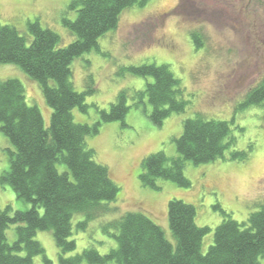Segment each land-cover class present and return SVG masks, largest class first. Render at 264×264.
I'll use <instances>...</instances> for the list:
<instances>
[{"label":"rangeland","instance_id":"obj_1","mask_svg":"<svg viewBox=\"0 0 264 264\" xmlns=\"http://www.w3.org/2000/svg\"><path fill=\"white\" fill-rule=\"evenodd\" d=\"M75 1L80 0H0V23L13 26L30 43L28 24L38 20L44 29L59 35V48H65L77 39L63 23L64 18H77L78 8H71ZM192 34L201 36L202 48L196 49ZM144 64L170 67L180 82L187 108L157 126L146 102V114L131 107L123 122L102 124L97 135L87 138L96 161L109 169L120 188L117 202L109 205L119 213L101 214L84 230L77 226L85 221V215L75 216L71 240L77 243V253L93 247L105 255L116 249V241L104 234L103 226L127 212L145 214L174 243L168 205L176 199L194 206L197 226L211 230L203 240L202 253L206 254L214 243L216 228L224 221L216 207L243 223L264 203V101L246 105L250 94L264 83V0H150L144 7L126 9L117 28L99 39L98 50L71 64L75 90H93L86 98V112L73 111L74 122L93 127L121 92L129 94L132 106L134 93L144 90L153 79L124 75L123 69ZM9 79L23 84L28 106L40 110L48 127L53 111L41 85L18 66L0 65V83ZM198 116L227 122L236 140L232 150L251 149L248 160L230 161V150L224 161L201 165L187 161L184 174L190 187L165 180L157 182L160 190L143 187L139 175L144 159L159 152L178 158L174 140L182 135L184 121ZM10 152L14 149L0 131V208H11L13 215L30 210L31 205L18 199L12 187L1 180L10 169ZM58 170L62 173L65 167L58 166ZM7 240L10 245L17 241L16 227L7 231ZM35 240L53 264H60L51 231L37 232ZM260 262L264 264V259ZM35 264H43L42 258L37 257Z\"/></svg>","mask_w":264,"mask_h":264},{"label":"trees","instance_id":"obj_2","mask_svg":"<svg viewBox=\"0 0 264 264\" xmlns=\"http://www.w3.org/2000/svg\"><path fill=\"white\" fill-rule=\"evenodd\" d=\"M148 1H75L71 8H78L77 18H64L63 23L77 39L65 48H59V35L44 29L38 20L28 24L30 43L16 28L0 23V65L18 66L38 82L53 111L46 127L40 110L28 106L19 80L0 83V131L14 149L10 152V169L1 180L12 187L18 199L31 205L30 210L13 215L11 208H0V264H35L37 257L43 264H53L35 240L39 231L53 233L60 264H261L260 259H264V203L243 223L216 207L224 221L216 228L214 243L206 254L202 253L203 240L211 230L197 226L194 206L176 199L168 205L174 243L141 212H127L103 226L104 234L117 243V248L108 254L102 255L93 247L77 253V243L71 240L75 216L85 215V221L77 226L84 230L101 214L119 213L109 205L117 202L120 188L109 169L96 161L87 138L97 135L102 124L123 122L131 107L143 109L146 114V102L152 107L150 119L157 126L187 108L180 82L170 67L144 64L123 69L124 75L153 79L144 90L134 93L132 106L129 94L121 92L93 127L74 122L73 111L78 108L86 112V98L93 90H75L72 62L98 50L99 39L117 28L123 11L144 7ZM192 36L196 49L202 48L201 36ZM262 101L264 83L250 94L246 105ZM183 124L182 135L174 140L179 157L169 158L159 152L144 159L139 175L143 187L160 190L157 182L165 180L188 188L191 183L184 174L185 162L201 165L224 161L226 153L236 145L227 122L198 116ZM250 152L251 149L232 150L228 159L243 162ZM61 165L65 167L62 173L58 170ZM11 227H16L17 233L12 245L7 240ZM68 254L74 255L67 257Z\"/></svg>","mask_w":264,"mask_h":264}]
</instances>
